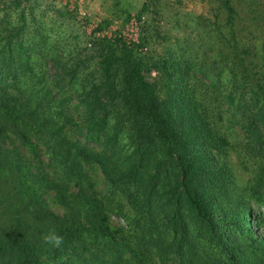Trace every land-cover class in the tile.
I'll use <instances>...</instances> for the list:
<instances>
[{
  "label": "trees",
  "instance_id": "1",
  "mask_svg": "<svg viewBox=\"0 0 264 264\" xmlns=\"http://www.w3.org/2000/svg\"><path fill=\"white\" fill-rule=\"evenodd\" d=\"M41 3L0 8V264H264V53L229 0V35L216 52L200 34L201 54L188 29L160 53L115 33L68 54Z\"/></svg>",
  "mask_w": 264,
  "mask_h": 264
},
{
  "label": "rangeland",
  "instance_id": "2",
  "mask_svg": "<svg viewBox=\"0 0 264 264\" xmlns=\"http://www.w3.org/2000/svg\"><path fill=\"white\" fill-rule=\"evenodd\" d=\"M6 1L0 0V8ZM229 2L237 12L234 30L239 37L251 40L253 46L259 49L258 56H261L264 53V0ZM222 6L223 0H42L40 9L43 17H40L48 27V46L58 44L68 54H71L70 47H90V41L111 38L115 33L122 34L128 41L139 42L143 37L146 43L141 46L142 52L160 53L168 42L184 38L185 29H188L190 44L200 46L201 54L205 47L201 48L202 44L197 39H200V34L212 32L217 44L214 50L218 52L222 40L217 36L230 33L231 28L226 25L227 12ZM174 43L172 47L180 46L178 41ZM182 45L186 47L189 44ZM51 63L49 61V68H52ZM93 66L87 70H92ZM155 74L151 71L149 78L153 79ZM159 93L162 96V92ZM235 124L230 137L234 146L231 159L236 162L239 177L245 179L248 170L253 171L256 165L254 159L246 155L243 146L245 138L240 125ZM242 161L245 167L241 165ZM92 174L96 187L101 189V175L99 172ZM51 208L57 213L62 212L57 204L51 203ZM257 210L264 214V205ZM255 218L257 222L262 220L261 216ZM111 221L123 225V221L115 215L111 216ZM257 222H253L254 231L264 235L263 225Z\"/></svg>",
  "mask_w": 264,
  "mask_h": 264
},
{
  "label": "clouds",
  "instance_id": "3",
  "mask_svg": "<svg viewBox=\"0 0 264 264\" xmlns=\"http://www.w3.org/2000/svg\"><path fill=\"white\" fill-rule=\"evenodd\" d=\"M45 244L52 245L53 247L59 248L63 244V237L59 235L55 229H50L44 233L41 237Z\"/></svg>",
  "mask_w": 264,
  "mask_h": 264
}]
</instances>
